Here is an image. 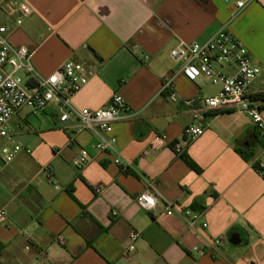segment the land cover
I'll return each mask as SVG.
<instances>
[{"label": "crops", "instance_id": "0c3cea01", "mask_svg": "<svg viewBox=\"0 0 264 264\" xmlns=\"http://www.w3.org/2000/svg\"><path fill=\"white\" fill-rule=\"evenodd\" d=\"M238 1L0 0V25L11 30L13 46L33 52L40 76L70 60L92 70L75 106L98 110L119 94L131 110L114 125L127 168L114 163L115 154H98L95 136L80 131L77 121L61 122L57 104L42 115L22 110L13 118L11 133L30 152L0 171V211L6 213L0 264H264V180L254 170L264 162V139L251 119L214 112L183 155L173 148L193 123L185 101L215 96L220 87L177 75L181 63L171 52L205 43L224 27L262 70L250 94L264 117V100L255 99L264 94V0L236 15ZM20 5L32 13L15 27ZM224 71L233 74L235 67ZM174 76L173 89L165 90ZM157 136H166L167 146L149 152ZM82 149L92 161L78 169L74 160ZM146 178L180 210L201 215L196 230L177 213L164 215L161 204L157 214L139 206ZM134 231L141 239L129 254ZM234 232L239 246L229 242ZM58 235L64 244H57ZM219 238L222 246L204 255L194 251Z\"/></svg>", "mask_w": 264, "mask_h": 264}, {"label": "built area", "instance_id": "2783aa9c", "mask_svg": "<svg viewBox=\"0 0 264 264\" xmlns=\"http://www.w3.org/2000/svg\"><path fill=\"white\" fill-rule=\"evenodd\" d=\"M257 0H239L237 14L244 11ZM29 6L20 5V16L15 19L14 26L20 27L23 18L30 16ZM11 30L0 25V171L16 158L23 150L30 152L22 143L15 140L11 133V122L22 110H29L33 115H42L52 104L59 106L61 122L75 120L80 124V131L88 130L96 138L94 149L98 154H115L114 163L127 168L131 163L123 162L118 151V138L114 125L127 118L131 110L127 101L115 94L109 104L98 110L80 109L73 103L74 96L86 86L93 75L92 70L85 64L68 61L48 77L40 76L33 64L31 52L27 47H15L10 42ZM171 57L181 63L177 75H183L188 81L196 82L205 79L220 91L215 96H197L186 100L185 105L193 114V123L188 126L183 137L174 144L178 155H183L191 143L199 139L205 132L207 118L214 112L238 111L249 117L254 127L264 139V117L257 103L250 94V87L261 75L248 49L229 31L222 28L216 35L205 43L180 44L172 50ZM235 67L233 74L226 73L224 68ZM176 76L165 82L164 89L172 90ZM172 100L176 95L172 94ZM167 146L166 136H157L150 144L149 152L157 151ZM92 161L87 149H82L74 160L78 169H83ZM255 172L264 180V162L254 167ZM48 180L56 185L53 176L48 173ZM147 189L137 197L139 206L150 214H157L158 206L164 207L163 214L174 216L179 214L189 226L196 230L201 215L191 209L180 210L176 204L169 201L159 190L156 182L145 179ZM102 193V188L96 189ZM116 212L113 216H117ZM0 220H6V213L0 211ZM204 229L208 223H203ZM141 239V233L134 231L129 237L128 253L136 250V244ZM56 242L64 244L62 235ZM222 238L215 239L205 248H194V251L204 255L209 249L223 245Z\"/></svg>", "mask_w": 264, "mask_h": 264}, {"label": "water", "instance_id": "95a60500", "mask_svg": "<svg viewBox=\"0 0 264 264\" xmlns=\"http://www.w3.org/2000/svg\"><path fill=\"white\" fill-rule=\"evenodd\" d=\"M229 242L232 246H239L242 242L241 235L237 232L232 233Z\"/></svg>", "mask_w": 264, "mask_h": 264}, {"label": "trees", "instance_id": "16d2710c", "mask_svg": "<svg viewBox=\"0 0 264 264\" xmlns=\"http://www.w3.org/2000/svg\"><path fill=\"white\" fill-rule=\"evenodd\" d=\"M256 100H264V94H261L257 97H255ZM191 167L195 168V166L193 165V163H189Z\"/></svg>", "mask_w": 264, "mask_h": 264}]
</instances>
